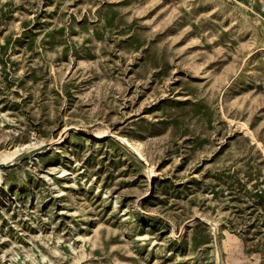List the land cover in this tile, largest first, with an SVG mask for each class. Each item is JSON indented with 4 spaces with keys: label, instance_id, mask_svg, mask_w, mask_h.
<instances>
[{
    "label": "rangeland",
    "instance_id": "rangeland-1",
    "mask_svg": "<svg viewBox=\"0 0 264 264\" xmlns=\"http://www.w3.org/2000/svg\"><path fill=\"white\" fill-rule=\"evenodd\" d=\"M35 144L0 264H219L214 226L264 264V0H0V157Z\"/></svg>",
    "mask_w": 264,
    "mask_h": 264
},
{
    "label": "bare ground",
    "instance_id": "bare-ground-1",
    "mask_svg": "<svg viewBox=\"0 0 264 264\" xmlns=\"http://www.w3.org/2000/svg\"><path fill=\"white\" fill-rule=\"evenodd\" d=\"M124 140L127 142L128 145L132 146V148L135 150V152L142 158H145V153H144V149L141 143H134L132 142L130 139L124 137ZM31 145V144H30ZM37 145L35 144V146H26V148H34ZM23 151H20L19 149L14 150L11 153L5 152L1 157H0V163H5L7 161L10 160H14V158L16 156H18L19 154H21ZM36 155V154H35ZM35 155H32V157H34ZM38 155V154H37ZM0 184H1V178H0ZM0 190H1V186H0Z\"/></svg>",
    "mask_w": 264,
    "mask_h": 264
},
{
    "label": "water",
    "instance_id": "water-1",
    "mask_svg": "<svg viewBox=\"0 0 264 264\" xmlns=\"http://www.w3.org/2000/svg\"><path fill=\"white\" fill-rule=\"evenodd\" d=\"M39 150H40L39 148H34V149H31V150H28V151H26L24 153L19 154L11 162H8V163H0V170L2 168L8 167L13 162H18V161H20L22 159H25V158H27V157H29L31 155H34ZM214 235H215V242H216L217 250H218L219 264H223L222 251H221L220 243H219V231H218V228L216 226H214Z\"/></svg>",
    "mask_w": 264,
    "mask_h": 264
}]
</instances>
